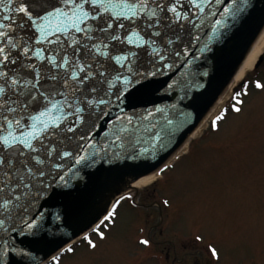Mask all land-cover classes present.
<instances>
[{
	"label": "snow or ice",
	"instance_id": "obj_1",
	"mask_svg": "<svg viewBox=\"0 0 264 264\" xmlns=\"http://www.w3.org/2000/svg\"><path fill=\"white\" fill-rule=\"evenodd\" d=\"M206 2L0 0L5 13L0 16V264H9L11 257L35 260L31 250L17 247L15 236L35 235L48 223L52 214L41 211V200L53 184L66 185L68 174L88 162L89 149L107 151L96 139L102 122L112 126L105 130V142L122 143L135 117L107 119L113 108L123 112L122 90L138 76L171 67L167 49L158 43L161 25L183 28L205 11ZM230 2L232 9L224 7L222 14L243 13L248 4ZM215 23L221 25V20ZM180 39L176 35L165 43L175 45ZM141 51L152 71L137 67ZM256 87L264 89V84ZM233 110L242 108L233 105ZM221 119L216 116L212 127ZM65 161L72 162L67 171ZM113 215L110 211L105 220ZM55 219H61L59 214ZM83 239L97 247L88 235ZM62 251L74 252V246ZM211 255L218 258V250L212 248ZM51 262L59 264V258L53 256Z\"/></svg>",
	"mask_w": 264,
	"mask_h": 264
},
{
	"label": "rangeland",
	"instance_id": "obj_2",
	"mask_svg": "<svg viewBox=\"0 0 264 264\" xmlns=\"http://www.w3.org/2000/svg\"><path fill=\"white\" fill-rule=\"evenodd\" d=\"M252 67L233 91L242 111L227 101L155 182L127 189L95 249L80 241L59 264H264V66Z\"/></svg>",
	"mask_w": 264,
	"mask_h": 264
},
{
	"label": "water",
	"instance_id": "obj_3",
	"mask_svg": "<svg viewBox=\"0 0 264 264\" xmlns=\"http://www.w3.org/2000/svg\"><path fill=\"white\" fill-rule=\"evenodd\" d=\"M204 7L205 11L197 13L183 28L161 25L163 35L158 43L167 49L171 67L154 76H138L122 90L123 112L113 108L107 118L118 114L135 117L122 134V143L105 142V130L112 126L102 122L96 139L107 151L89 149L88 162L68 174L66 185L51 186L40 202L41 211L52 214L47 217L48 223L35 235L15 236L17 247L31 250L35 260L11 257L9 264H39L86 231L104 214L115 194L158 168L198 124L264 26V0H248L243 13L236 15L222 14L224 7L232 9L230 0H209ZM216 19L221 25H216ZM16 31L22 34L19 28ZM176 35L180 41L166 45V40ZM176 52L181 53L178 58ZM137 67L152 71L143 51ZM156 108L163 111L157 113ZM149 112L153 113L150 117ZM65 165L67 171L72 162L65 161ZM56 214L61 217L59 221Z\"/></svg>",
	"mask_w": 264,
	"mask_h": 264
},
{
	"label": "bare ground",
	"instance_id": "obj_4",
	"mask_svg": "<svg viewBox=\"0 0 264 264\" xmlns=\"http://www.w3.org/2000/svg\"><path fill=\"white\" fill-rule=\"evenodd\" d=\"M264 47V26L253 41L252 45L248 49L246 55L244 56L243 60L241 61L240 65L228 81L225 88L221 91L218 97L215 99L213 104L210 106L208 111L205 113L201 121L197 124V126L192 130L188 138L172 153V155L165 161L164 165L161 167L163 168L165 165L171 164L174 160L180 157L186 151L189 141L194 138H197L201 132L205 129L208 122L213 120L217 114L221 111L224 107L226 102L231 98L235 87L238 83L244 78V76L251 70V67L255 61L256 56L260 53L262 48ZM161 168L157 169L154 172L141 176L134 180L129 187L131 188H138L141 186H146L153 181H156L160 177V170Z\"/></svg>",
	"mask_w": 264,
	"mask_h": 264
},
{
	"label": "flooded vegetation",
	"instance_id": "obj_5",
	"mask_svg": "<svg viewBox=\"0 0 264 264\" xmlns=\"http://www.w3.org/2000/svg\"><path fill=\"white\" fill-rule=\"evenodd\" d=\"M261 64L263 65L264 64V55H263V57H262V59H261ZM260 64V65H261Z\"/></svg>",
	"mask_w": 264,
	"mask_h": 264
}]
</instances>
